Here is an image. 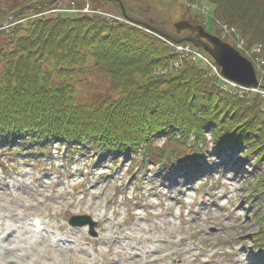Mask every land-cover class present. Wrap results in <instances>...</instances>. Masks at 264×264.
I'll list each match as a JSON object with an SVG mask.
<instances>
[{
    "label": "trees",
    "instance_id": "1",
    "mask_svg": "<svg viewBox=\"0 0 264 264\" xmlns=\"http://www.w3.org/2000/svg\"><path fill=\"white\" fill-rule=\"evenodd\" d=\"M71 1L83 6L86 0ZM96 1L121 14L119 4ZM122 1L131 12L132 0ZM200 1L250 45H263L255 50L263 49L258 55L264 56V0ZM22 18L0 30L2 151L41 153L57 146L68 157L140 153L141 168L158 164L161 171L173 165L202 167L205 152L212 150L237 155L253 174L245 180L250 204L259 201V230L252 238L264 251L260 93L226 92L194 59L174 68L173 47L129 22L99 14ZM6 19L0 17V28ZM259 78L264 86V74Z\"/></svg>",
    "mask_w": 264,
    "mask_h": 264
},
{
    "label": "rangeland",
    "instance_id": "2",
    "mask_svg": "<svg viewBox=\"0 0 264 264\" xmlns=\"http://www.w3.org/2000/svg\"><path fill=\"white\" fill-rule=\"evenodd\" d=\"M49 1L0 0V17H7L0 30L22 17L97 14L88 5L78 10L75 1ZM44 2L48 5L42 7ZM121 2L128 16L159 24L181 38L192 32H177L175 22L192 18L202 25L204 20L214 35L227 32L226 41L243 54L249 51L258 74H264V56H258L263 49L252 51L263 45H250L240 30L226 29L206 1L132 0L131 12ZM186 59L177 57L174 68ZM207 64L209 73L218 72L214 60ZM1 149L2 144L0 264H264V254H256L251 240L259 230V201L248 203L245 180L253 174L251 167L233 165L236 155L216 156L193 178L174 169L161 174L152 166L138 170L134 166L141 155L121 156L115 166L113 158L98 160L89 153L66 157L63 149L9 155ZM75 214L97 222L96 237L87 226L69 225Z\"/></svg>",
    "mask_w": 264,
    "mask_h": 264
},
{
    "label": "water",
    "instance_id": "3",
    "mask_svg": "<svg viewBox=\"0 0 264 264\" xmlns=\"http://www.w3.org/2000/svg\"><path fill=\"white\" fill-rule=\"evenodd\" d=\"M112 2L120 3L124 17L136 25H141L154 33L165 37L175 43H181L184 41L192 42L195 46L202 47L208 54H210L216 63L221 67L222 73L228 79L245 85V86H262L258 80L257 72L254 64L248 58L241 54L234 46L223 41L220 37L210 33L205 29L203 25L193 24L190 20H179L174 23V27L177 32L182 30H190L195 33V36H187L181 38L175 34L166 32L153 23H148L142 19L128 16L124 9L121 0H108ZM55 0H51L48 4H53ZM47 2L41 6L48 5ZM72 225L83 226L89 224L91 227V233L96 235L93 230L95 222L88 215L75 216L70 220Z\"/></svg>",
    "mask_w": 264,
    "mask_h": 264
},
{
    "label": "bare ground",
    "instance_id": "4",
    "mask_svg": "<svg viewBox=\"0 0 264 264\" xmlns=\"http://www.w3.org/2000/svg\"><path fill=\"white\" fill-rule=\"evenodd\" d=\"M108 2V1H107ZM69 5V4H68ZM88 6H89V10H90V12H97V14H99L100 12H102V11H107L106 9H103V8H101V7H98V6H96V5H93V3H91V4H88ZM75 8H77L78 10L81 8V6H74ZM121 11H122V9H121ZM127 12V11H126ZM115 13L116 14H118L116 11H115ZM154 24V23H153ZM156 26H158L157 24H155ZM141 26V25H140ZM143 27V26H142ZM158 27H160V26H158Z\"/></svg>",
    "mask_w": 264,
    "mask_h": 264
}]
</instances>
